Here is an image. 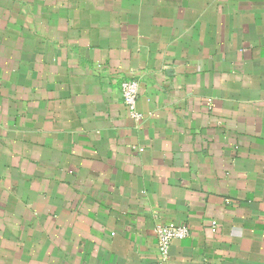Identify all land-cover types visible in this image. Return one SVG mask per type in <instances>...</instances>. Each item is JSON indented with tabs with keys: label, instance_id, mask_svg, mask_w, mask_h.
<instances>
[{
	"label": "crops",
	"instance_id": "obj_1",
	"mask_svg": "<svg viewBox=\"0 0 264 264\" xmlns=\"http://www.w3.org/2000/svg\"><path fill=\"white\" fill-rule=\"evenodd\" d=\"M0 264H264V0H0Z\"/></svg>",
	"mask_w": 264,
	"mask_h": 264
},
{
	"label": "built area",
	"instance_id": "obj_2",
	"mask_svg": "<svg viewBox=\"0 0 264 264\" xmlns=\"http://www.w3.org/2000/svg\"><path fill=\"white\" fill-rule=\"evenodd\" d=\"M140 84L135 80H125L120 85L122 104L128 115L135 121L142 119V114L137 109V100L139 96ZM215 221L211 222V231L216 232ZM154 234L158 240L160 255L163 259L168 257L170 245L175 240L188 238L189 229L184 225L169 223L164 226L156 227Z\"/></svg>",
	"mask_w": 264,
	"mask_h": 264
}]
</instances>
